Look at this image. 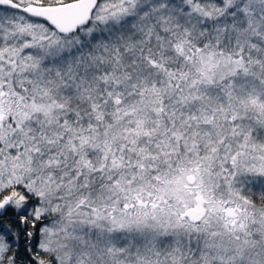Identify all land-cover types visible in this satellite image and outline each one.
Listing matches in <instances>:
<instances>
[{
	"label": "snow or ice",
	"instance_id": "snow-or-ice-1",
	"mask_svg": "<svg viewBox=\"0 0 264 264\" xmlns=\"http://www.w3.org/2000/svg\"><path fill=\"white\" fill-rule=\"evenodd\" d=\"M0 264H264V0H0Z\"/></svg>",
	"mask_w": 264,
	"mask_h": 264
}]
</instances>
